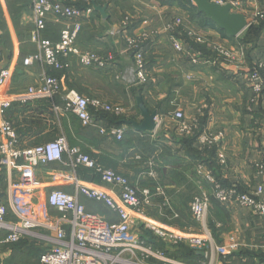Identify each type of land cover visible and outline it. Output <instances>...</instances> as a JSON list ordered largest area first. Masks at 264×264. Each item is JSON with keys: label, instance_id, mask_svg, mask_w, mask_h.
<instances>
[{"label": "crops", "instance_id": "crops-1", "mask_svg": "<svg viewBox=\"0 0 264 264\" xmlns=\"http://www.w3.org/2000/svg\"><path fill=\"white\" fill-rule=\"evenodd\" d=\"M100 1L97 4L107 5L108 23H103L101 15L93 10L85 18L77 44L82 50L92 49L104 56L113 54V62L105 67L84 66L77 56L72 55L62 59L57 72V69L39 62L24 65L25 59L37 51V45L31 41L34 26L32 0L23 12L31 13L32 29L28 41H23L13 29L8 0H0L11 31V41H0V69L9 67L13 70L6 87L13 103L6 117L15 125L20 146H35L64 137L68 146L78 147L99 165L126 176L140 191L149 188L152 195L149 203L143 205V214L132 212L137 220L133 230L139 226L141 234L136 233L143 238H148L149 231L143 228L144 221L169 229L204 232L211 238L213 246H217V242L228 246L234 239L238 243L235 256L240 254L243 264H258L263 256L258 258L248 253L264 255V220L251 209L217 200L213 196L212 184L198 173V164L203 163L223 185H236L241 191H252L264 183V175L258 174L254 167L256 161L264 158V95H254L247 80L251 66L258 61L264 62V26L256 42L242 43L245 31L234 39L226 38L210 25L192 22L189 13L182 8L162 4L160 0ZM262 10L264 0H244L238 11L252 23L262 21L254 20L256 12ZM125 16H130L131 22L123 28L120 21ZM175 17H181L186 25L195 27L209 41L234 48L240 58L230 61L213 51L211 44L184 40L186 48L201 52L199 61L193 63L190 59L192 52L178 53L173 48L171 33L165 29ZM64 22L49 21L43 36L52 42L58 41ZM144 31H157L150 33L143 44L150 78L144 85L127 86L122 75L134 61V56L127 49L125 38L140 36ZM179 36L183 38L182 33ZM241 47L244 49L242 55ZM44 72L58 73L64 89H74L82 95L113 103H125V106L121 104L127 110L125 115L138 122L143 119L137 106V97L141 96L150 111L158 113L156 130L140 132L130 124L119 123L125 128V134L119 140L114 135L101 133L97 127L83 125L73 111L65 109L66 102L60 94L46 98L28 93L30 86L39 85ZM178 109L183 110L189 119H199L196 134L180 136L176 133L172 114ZM100 121L105 126H116L110 119ZM218 131L223 136L212 147L202 145L197 138L200 134ZM2 140L0 135V143ZM218 153L224 154L225 163L220 162ZM64 160H68L67 155ZM24 163L19 159L14 164H0V202L7 205L6 218L13 223L20 220L14 207L55 221L69 217L70 214L50 207L47 195L53 189L77 194L70 177L87 185L99 186L115 197L120 193L119 187L105 183L92 169L83 166L73 169L64 163L52 162L38 166L42 185L28 196L11 189V184L19 180ZM202 193L210 196V204L206 219L200 223L193 218L191 202L195 195ZM79 200L88 212L102 215L109 221L119 220L118 215L102 201L84 195H79ZM38 231L47 232L42 228ZM7 233L0 228L1 238ZM20 240L40 249L46 248L42 240L32 235H25ZM159 240L153 237L151 243L154 245ZM2 243L6 244L3 239Z\"/></svg>", "mask_w": 264, "mask_h": 264}, {"label": "built area", "instance_id": "built-area-1", "mask_svg": "<svg viewBox=\"0 0 264 264\" xmlns=\"http://www.w3.org/2000/svg\"><path fill=\"white\" fill-rule=\"evenodd\" d=\"M211 1L221 5L230 4L233 11H238L244 0ZM32 9L34 26L31 31V41L37 45V51L25 59L24 65L39 62L58 70L62 66V59L72 55L77 56L84 66L105 67L113 62V54L104 56L96 51L82 50L77 44L85 18L89 17L88 15L94 10L92 0H32ZM257 19L264 20V10L256 12L254 20ZM62 20L65 22L59 40L52 42L46 39L43 32L48 22ZM130 22L131 17L125 16L120 21V26L125 28ZM165 29L171 33L173 48L178 53L186 50L189 53L192 52L190 59L193 63L199 61L201 52L195 51L192 47L186 48L184 40L197 44H211L213 51L230 61L240 58V54L234 48L218 41H209L206 35L195 27L186 25L181 17H175ZM150 33H157V31H144L140 36L125 38L126 47L134 56L133 67L122 75L127 86L144 85L149 80L143 44L150 37ZM181 33L183 38L179 36ZM240 53L244 54L242 47ZM12 73L13 70L9 67L0 69V135L3 138L0 143V164H14L19 159L24 160L25 163L21 167L19 180L11 184V189L22 191L30 196L42 185L37 173L38 166L61 162L73 169L83 166L96 171L100 174L102 181L119 187L120 193L118 197H115L99 186L87 185L76 177H70V182L75 185L77 194L53 189L47 195V204L50 207L64 214H70L69 217L59 221L51 220L46 216L36 217L14 207L20 220L13 223L6 218L7 205L0 202V228L8 232L3 242L15 243L25 235H32L45 241L46 250L40 255L41 264H143L140 263L141 260L147 261L151 258L170 262L166 259L164 251L156 248L148 241V238L139 236L133 230L137 220L132 212L143 214V205L149 203L152 195L149 188L140 191L126 176L99 165L78 147L68 146L64 137L35 146H20L21 142L15 125L6 117L7 110L13 103V99L6 92ZM247 80L254 95H264V62L258 61L251 66L247 73ZM27 91L31 95L46 98H53L60 94L66 102L65 109L73 111L83 125L97 127L101 133L114 135L119 140L125 134L124 127L105 126L98 119V114L101 112L124 116L127 110L123 105L100 97L85 96L74 89H64L62 81L56 75L44 72L40 76L39 85L30 86ZM172 118L175 121L176 133L180 136H192L197 133L199 119H189L181 109L174 111ZM222 136L223 133L218 131L200 134L197 138L202 145L212 147L221 140ZM65 155L68 157L67 161L64 160ZM218 158L221 163H225L223 153H218ZM254 167L258 174L264 175V158L256 161ZM198 173L212 184L213 196L217 200L251 209L255 215L264 220V183L259 184L252 191H241L236 185L226 186L217 181L212 171L203 163L198 164ZM79 195L102 201L118 215L119 220L109 221L102 215L88 212L79 200ZM209 204L210 196L205 193L193 197L191 213L196 221L202 223L206 219ZM142 224L154 238L174 245L189 243L199 252L205 253L208 251L202 250L203 247L213 246L211 238L204 232L199 234L187 230L164 228L150 221H144ZM41 228L47 232H39ZM48 232L50 234H47ZM228 247L238 248V243L231 239Z\"/></svg>", "mask_w": 264, "mask_h": 264}, {"label": "rangeland", "instance_id": "rangeland-1", "mask_svg": "<svg viewBox=\"0 0 264 264\" xmlns=\"http://www.w3.org/2000/svg\"><path fill=\"white\" fill-rule=\"evenodd\" d=\"M23 5L22 9L20 10L19 14H10L12 19L13 29L20 35L23 41H28V33L31 28V13H23L25 12V8L27 7V3L24 0H21ZM1 9V7H0ZM10 11V10H9ZM27 12V11H26ZM26 15L23 21V17ZM28 21V23H27ZM107 24V23H105ZM94 33H100L94 31ZM0 41H11V31L7 21L6 13H4L3 9L0 10ZM92 50V49H91ZM133 67V62H131L127 68L131 69ZM150 78V77H149ZM124 106L125 103H121ZM139 228V226H137ZM135 228L134 232L141 234V229L138 230ZM41 232V231H39ZM47 234H50L49 232ZM4 236L0 237V263L1 264H41L39 263V257L41 249L35 247L33 244H27L25 241L18 243L17 245H12L10 243H2V239ZM160 248L162 251H165V257L170 262H163V264H243L240 259V254L235 256V252L237 248H229L228 246H221L220 242H217V246H212L211 248L207 246L203 247L202 250L208 251L206 255H204L203 259L193 258V254L191 251L197 250L196 247L191 246L189 243H182L179 245L171 244L167 241L162 239L159 240ZM45 245V241L41 242ZM40 245V244H39ZM46 246V245H45ZM199 253V252H198ZM244 255V253H241ZM250 255L260 257L264 255L261 254H254V252H250ZM237 259V260H236ZM151 260L160 261L157 259H149V260H141L140 263L143 264H152ZM240 260V261H239ZM261 260V258L259 259ZM212 261V263H211ZM227 262V263H226ZM264 259L258 264H262ZM256 264V263H253Z\"/></svg>", "mask_w": 264, "mask_h": 264}, {"label": "water", "instance_id": "water-1", "mask_svg": "<svg viewBox=\"0 0 264 264\" xmlns=\"http://www.w3.org/2000/svg\"><path fill=\"white\" fill-rule=\"evenodd\" d=\"M200 13L206 15V17L213 21L218 28L226 32L230 37H237L243 33L249 26L247 16L239 11H233L230 4H218L211 0H192ZM93 8L101 15L103 23H108L109 14L107 13L106 4H97L93 1ZM137 106L142 114V121L125 120L124 123L132 125L137 131L140 132H152L156 130L158 121V113L156 110L150 111L146 106L141 96L137 97ZM148 241H153V235L148 232ZM201 255H205L204 251L199 252Z\"/></svg>", "mask_w": 264, "mask_h": 264}, {"label": "trees", "instance_id": "trees-1", "mask_svg": "<svg viewBox=\"0 0 264 264\" xmlns=\"http://www.w3.org/2000/svg\"><path fill=\"white\" fill-rule=\"evenodd\" d=\"M24 1L26 3L29 2V0H24ZM94 1H96V3H100L101 2L100 0H94ZM20 2H21V0H8L7 7L10 10L11 14H19L20 10L23 7V5H21ZM160 2L162 4H170L172 6L180 7V8H182L183 10H185V11H187L189 13L192 22H196V23H199V24L204 25V26L210 25L211 27H214L217 30H219L220 33L224 37L229 38V39H234V37H230L229 35L226 34L225 31H223L222 29L218 28L217 25L213 21L209 20L206 17V15H204L203 13H200L192 0H160ZM0 7H1V5H0ZM259 20H261V19H259ZM262 26H264V21L263 20L262 21H256V22L253 21L252 23H250L249 26L247 27V29L244 32V35H243V38H242V43H254V42H256V40H257V38H258V36H259V34L261 32V27ZM57 72H59V71L57 70ZM55 75L59 77L58 73H56ZM98 119H101V120L110 119V121L114 125L121 126L119 123L122 124V123L125 122V120H129L130 118H128L126 115H124V116H114V115H111L109 113L101 112V113L98 114ZM89 212H91V211H89ZM21 242L22 241L20 240V241H18L16 243H10V244L17 245L18 243H21ZM180 244H182V243H180ZM154 246L161 247L160 246V242L156 241L154 243ZM45 250H46V248H41L40 255ZM198 252H197V250H194V249H193V251H191V253L193 254L192 255L193 258L203 259L204 256L200 255ZM164 253H165V251H164ZM248 254H250V253H248ZM246 255L247 254H244L242 256H246ZM39 261H40V257H39ZM151 262H152V264H163V263H160V262L155 261V260H151Z\"/></svg>", "mask_w": 264, "mask_h": 264}]
</instances>
